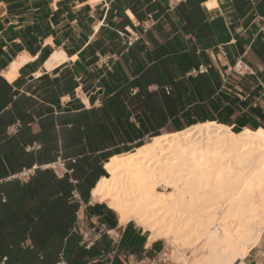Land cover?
<instances>
[{
  "label": "crops",
  "instance_id": "obj_1",
  "mask_svg": "<svg viewBox=\"0 0 264 264\" xmlns=\"http://www.w3.org/2000/svg\"><path fill=\"white\" fill-rule=\"evenodd\" d=\"M203 123L264 128V0H0V264L156 257L93 191L110 158ZM59 159L72 174L16 177Z\"/></svg>",
  "mask_w": 264,
  "mask_h": 264
},
{
  "label": "bare ground",
  "instance_id": "obj_2",
  "mask_svg": "<svg viewBox=\"0 0 264 264\" xmlns=\"http://www.w3.org/2000/svg\"><path fill=\"white\" fill-rule=\"evenodd\" d=\"M105 170L93 197L121 227L133 222L150 243L173 244L182 264H244L262 236L264 128L195 125L154 136Z\"/></svg>",
  "mask_w": 264,
  "mask_h": 264
},
{
  "label": "built area",
  "instance_id": "obj_3",
  "mask_svg": "<svg viewBox=\"0 0 264 264\" xmlns=\"http://www.w3.org/2000/svg\"><path fill=\"white\" fill-rule=\"evenodd\" d=\"M211 68H212L211 65L202 64L199 65L197 68L191 70L190 75L195 76V75L207 74ZM231 71L241 76L247 74H253L251 68L248 65H246L242 60H238V62L232 67ZM34 149H35L34 146L27 147L28 151H32ZM38 171H52L54 175L60 179L66 177L69 174H72L73 172L72 170H69L66 167L64 160L59 159L55 163L49 165H44V166L34 165L29 169H24L16 177L19 180H27L33 175H35ZM73 196L75 198L77 197L79 198L77 192H74ZM5 261L6 260H4L2 264H4ZM56 264H67V263L63 260V256H60V260ZM126 264H176V263L172 260V254L165 249L163 252H161L154 258H143L141 260H135L130 258L127 260Z\"/></svg>",
  "mask_w": 264,
  "mask_h": 264
},
{
  "label": "rangeland",
  "instance_id": "obj_4",
  "mask_svg": "<svg viewBox=\"0 0 264 264\" xmlns=\"http://www.w3.org/2000/svg\"><path fill=\"white\" fill-rule=\"evenodd\" d=\"M236 132V131H235ZM239 132V131H238ZM151 139V138H150ZM150 139H148L145 143H147ZM106 176V175H105ZM160 191H163V189H160ZM161 242H163L165 244V249L170 252L172 254V260L176 263V264H182L180 258H178L176 256L177 254V248L171 244L170 242L166 241V240H161ZM187 256H190L192 254V251L189 250L186 252Z\"/></svg>",
  "mask_w": 264,
  "mask_h": 264
},
{
  "label": "trees",
  "instance_id": "obj_5",
  "mask_svg": "<svg viewBox=\"0 0 264 264\" xmlns=\"http://www.w3.org/2000/svg\"><path fill=\"white\" fill-rule=\"evenodd\" d=\"M141 147V146H140ZM105 175L107 176V174L105 173ZM56 177V176H55Z\"/></svg>",
  "mask_w": 264,
  "mask_h": 264
}]
</instances>
